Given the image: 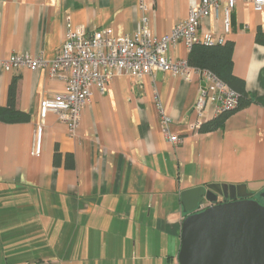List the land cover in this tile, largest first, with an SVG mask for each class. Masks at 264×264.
Segmentation results:
<instances>
[{"label": "crops", "instance_id": "1", "mask_svg": "<svg viewBox=\"0 0 264 264\" xmlns=\"http://www.w3.org/2000/svg\"><path fill=\"white\" fill-rule=\"evenodd\" d=\"M145 3L146 9L139 0H0V58L52 60L71 28L124 36L144 16L161 37L202 0ZM201 32L234 42L233 71L252 97L208 132L193 129L200 74H118L103 91L92 88L74 133L49 112L36 156L41 101L65 83L45 68L6 71L0 64V106L17 77L16 106L30 115L27 122H0V264H179L183 191L218 184L241 186L250 196L264 192V7L237 0L229 32L222 8L203 20ZM189 51L179 42L171 55L187 60ZM163 115L181 143L168 140ZM215 116L210 97L201 119Z\"/></svg>", "mask_w": 264, "mask_h": 264}, {"label": "built area", "instance_id": "2", "mask_svg": "<svg viewBox=\"0 0 264 264\" xmlns=\"http://www.w3.org/2000/svg\"><path fill=\"white\" fill-rule=\"evenodd\" d=\"M237 0H202L200 6L193 5L188 19L178 23L170 34L154 36L149 28L148 19L144 16L137 24L133 34L115 36L110 28H99L92 32L69 29L63 44L52 60H46L43 54H13L1 59L0 64L6 71L15 67H29L32 70L47 69L49 76L65 83L62 92L41 101V120L36 125L33 154L42 152L45 118L53 112L74 133L80 124L83 109L92 95V88L104 90L107 84L118 74L130 75L142 79L154 75L157 71L191 79L195 73L205 80L195 106L198 120L193 129L202 124L207 100L211 97L215 114L234 109L239 103V94L209 70L191 66L187 60H174L171 50L179 42H184L191 49L196 43L205 45L223 44V36L202 33L204 19L222 8L225 31L231 27V14ZM256 9L264 7V0H247ZM140 7L146 9L145 0H139ZM169 116L163 115V122L168 140L179 144L182 138L171 133ZM208 205L201 204L200 210Z\"/></svg>", "mask_w": 264, "mask_h": 264}, {"label": "water", "instance_id": "3", "mask_svg": "<svg viewBox=\"0 0 264 264\" xmlns=\"http://www.w3.org/2000/svg\"><path fill=\"white\" fill-rule=\"evenodd\" d=\"M240 189L210 184L182 192L179 264H264V204Z\"/></svg>", "mask_w": 264, "mask_h": 264}, {"label": "trees", "instance_id": "4", "mask_svg": "<svg viewBox=\"0 0 264 264\" xmlns=\"http://www.w3.org/2000/svg\"><path fill=\"white\" fill-rule=\"evenodd\" d=\"M259 34V40L263 41L261 31ZM233 52V41H225L223 44L216 45L196 43L189 51L187 61L191 66L201 70L212 71L239 94V103L234 109L217 114L209 121H203L197 129L200 132L214 131L222 128L227 118L233 112L248 106L252 101V97L246 90L245 80L234 74ZM17 82V77H14L8 88L7 104L0 106V122L22 123L30 119V115L27 112L18 109L16 106Z\"/></svg>", "mask_w": 264, "mask_h": 264}, {"label": "flooded vegetation", "instance_id": "5", "mask_svg": "<svg viewBox=\"0 0 264 264\" xmlns=\"http://www.w3.org/2000/svg\"><path fill=\"white\" fill-rule=\"evenodd\" d=\"M251 198H254V199L258 200L260 203L264 204V198L261 195L260 196H251ZM219 202H223V198L222 197L219 198Z\"/></svg>", "mask_w": 264, "mask_h": 264}]
</instances>
